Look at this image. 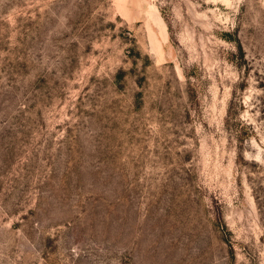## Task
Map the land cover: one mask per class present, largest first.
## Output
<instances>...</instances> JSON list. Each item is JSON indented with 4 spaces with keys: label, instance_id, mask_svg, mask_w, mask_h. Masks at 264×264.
<instances>
[{
    "label": "rangeland",
    "instance_id": "374dc122",
    "mask_svg": "<svg viewBox=\"0 0 264 264\" xmlns=\"http://www.w3.org/2000/svg\"><path fill=\"white\" fill-rule=\"evenodd\" d=\"M0 264H264V0H0Z\"/></svg>",
    "mask_w": 264,
    "mask_h": 264
},
{
    "label": "trees",
    "instance_id": "16d2710c",
    "mask_svg": "<svg viewBox=\"0 0 264 264\" xmlns=\"http://www.w3.org/2000/svg\"><path fill=\"white\" fill-rule=\"evenodd\" d=\"M230 119H232V114H230V111L227 113V120H230ZM239 125V127H240V130H233V133H234V135H235V138L237 139V140H240V139H242L243 138V135L244 134H247V133H249L251 130H250V128H249V126L248 125H245V124H238Z\"/></svg>",
    "mask_w": 264,
    "mask_h": 264
}]
</instances>
